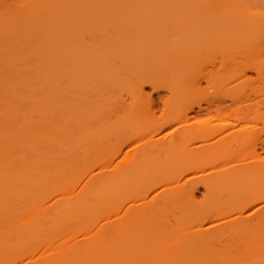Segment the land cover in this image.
<instances>
[{
  "label": "bare ground",
  "instance_id": "1",
  "mask_svg": "<svg viewBox=\"0 0 264 264\" xmlns=\"http://www.w3.org/2000/svg\"><path fill=\"white\" fill-rule=\"evenodd\" d=\"M51 4L0 12V264H264V155L249 134L224 135L264 124V0H198L203 26L176 34L94 33L88 15L68 18L90 24L77 33L37 11ZM209 51L231 70L203 89ZM249 72L261 87L216 104ZM161 78L175 83L167 114L120 137L105 118L121 92L142 101ZM168 128L176 138H155Z\"/></svg>",
  "mask_w": 264,
  "mask_h": 264
},
{
  "label": "rangeland",
  "instance_id": "2",
  "mask_svg": "<svg viewBox=\"0 0 264 264\" xmlns=\"http://www.w3.org/2000/svg\"><path fill=\"white\" fill-rule=\"evenodd\" d=\"M30 0H0V12L4 10H15L19 9L23 4ZM45 2L47 0H38ZM53 4L49 6L42 5L37 11L42 15H56L58 17H64L62 23V29L70 26L77 33L85 29L86 26L90 25L87 22L81 23H68V18L76 15H88L90 17L91 25L95 32H113L118 28L120 30L134 31L136 29H147L152 32H166V33H183L191 29L199 28L203 26L205 21L203 14L197 8L198 0H128L127 7L120 8L117 6L118 0H108V5L105 3L107 0H52ZM123 14H129V17H122ZM84 18V17H83ZM68 23V24H67ZM81 39V38H80ZM78 39V44H83V41ZM88 45L92 42L90 39H86ZM259 49V60H264V38L260 41ZM227 59H222L216 52L212 51L202 59L201 69L198 71L197 82L202 83L203 89L207 87V80L212 78L214 73L223 70V63ZM231 70L226 68L221 73L227 75ZM241 83V87H261L262 80L259 75L253 72H249L248 76L238 82L227 85L216 104L219 102L225 104L228 107L231 104V87ZM133 87L137 84L133 83ZM175 86V83L169 78H161L155 87L146 86L147 97L142 101L134 98L129 90H124L120 94L119 102L116 104V110L105 118L106 122L115 123L120 120L121 133L120 137L137 138L138 135L129 130L131 123H140V120L151 121L154 119H162L168 112L169 106L166 105L168 99L171 97V90ZM138 87V86H137ZM130 89V88H129ZM213 94V91H210ZM203 94V93H202ZM189 105L195 107L199 111V105L204 108L208 107L207 102L203 101V98L198 97ZM229 114L230 112H225ZM197 118L191 119L190 123H195L196 126L206 119H209L206 115H197ZM217 111H213L212 118L208 124H219ZM207 122V121H206ZM235 123V128L224 134L230 135L234 132L235 137H240L249 134L253 137V145L257 146L260 153L264 155V124L261 122H254L248 125H239ZM238 124V125H237ZM257 126V130H248L249 127ZM174 128H168L164 132L155 136L159 138L165 136L167 140L176 138L177 135L173 133ZM149 140V136H140V144L132 146L124 151L122 158L131 156L135 153L136 148L146 143ZM202 194L199 195V200L203 201L206 190L204 186L200 184Z\"/></svg>",
  "mask_w": 264,
  "mask_h": 264
}]
</instances>
